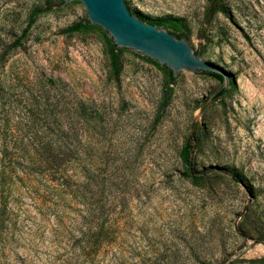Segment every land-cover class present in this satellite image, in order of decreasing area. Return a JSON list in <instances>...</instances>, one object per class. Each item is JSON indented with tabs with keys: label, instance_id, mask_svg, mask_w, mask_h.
<instances>
[{
	"label": "rangeland",
	"instance_id": "1",
	"mask_svg": "<svg viewBox=\"0 0 264 264\" xmlns=\"http://www.w3.org/2000/svg\"><path fill=\"white\" fill-rule=\"evenodd\" d=\"M70 2L0 0V50L33 8H47L0 73V113L9 108L11 128L24 132L42 89L52 104L83 103L84 116H93L103 134L85 143L115 152L116 166L132 167L126 215L120 214L115 243L87 254L73 242L77 205L68 199L66 207L46 211L29 195L22 199V240L3 248L0 264H264V0H224L230 11L208 23L209 0L129 1V13L180 19L188 47L236 85L226 83L213 99L215 79L176 73L161 112L163 72L122 51L115 80L107 35L86 21L80 2ZM75 23L89 27L65 31ZM195 127L202 138L193 172L203 178L193 182L183 175L178 151ZM82 132L90 134L87 127Z\"/></svg>",
	"mask_w": 264,
	"mask_h": 264
},
{
	"label": "trees",
	"instance_id": "2",
	"mask_svg": "<svg viewBox=\"0 0 264 264\" xmlns=\"http://www.w3.org/2000/svg\"><path fill=\"white\" fill-rule=\"evenodd\" d=\"M128 10V7L126 6ZM46 7H35L26 16L24 27L19 35L0 50V73L10 57V52L21 45V40L33 24L36 16L46 11ZM230 9L224 0H209L205 11V23L214 14L225 15ZM140 22L156 28L165 29L167 33L186 39L180 19L169 18L161 20L148 19L137 12H130ZM89 27L87 24L75 23L66 32H78ZM108 47L107 59L111 76L116 80L120 70L119 53L111 41L106 38ZM198 55L197 52L193 51ZM146 58V57H145ZM161 70L166 78L162 93L160 112L168 103L173 77L168 69L146 58ZM221 82V77L212 73H201ZM223 90L213 96L220 97ZM48 90L42 89L40 97H33V107L24 125V132L11 128L12 117L9 108L0 113V256L3 248L17 245L22 240L21 214L24 205L23 198L35 196L38 205L49 211V206L66 207L70 199L77 207L74 209L78 221L74 229L78 236L73 238L74 244L86 253L95 254L99 248L115 243L118 235V221L121 219V209L126 208L127 184L132 167L128 164H114L113 151H106L98 146L86 144L103 134L96 131V119L84 116L83 103H70L61 106L52 104L47 99ZM65 109L68 113L57 116L55 111ZM83 115V116H82ZM159 116L153 119L156 123ZM87 127L90 134H83ZM82 128V129H81ZM202 131L200 127L191 129L178 151L179 162L185 167L186 178L193 182L202 179L193 172V156L200 146ZM231 180L237 176L231 174ZM54 199V200H53ZM33 200V199H32ZM57 200L60 204H56ZM34 203V201H33ZM123 207V208H122ZM55 211V210H51ZM55 215V214H54ZM59 218V216H58ZM203 264V263H199Z\"/></svg>",
	"mask_w": 264,
	"mask_h": 264
},
{
	"label": "water",
	"instance_id": "3",
	"mask_svg": "<svg viewBox=\"0 0 264 264\" xmlns=\"http://www.w3.org/2000/svg\"><path fill=\"white\" fill-rule=\"evenodd\" d=\"M80 2L85 10L86 21L99 27L116 47L123 52L138 53L160 66H164L174 77L188 71L194 74L212 73L221 77L211 98L226 83V74L218 67L205 63L193 53L182 38H176L163 29L140 22L126 9L130 0H63Z\"/></svg>",
	"mask_w": 264,
	"mask_h": 264
}]
</instances>
